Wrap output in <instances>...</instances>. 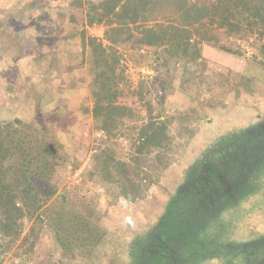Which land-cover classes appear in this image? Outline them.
I'll return each mask as SVG.
<instances>
[{
    "label": "rangeland",
    "instance_id": "obj_1",
    "mask_svg": "<svg viewBox=\"0 0 264 264\" xmlns=\"http://www.w3.org/2000/svg\"><path fill=\"white\" fill-rule=\"evenodd\" d=\"M101 1L0 0V181L40 205L0 264H264V21L163 0L143 26L187 33L147 46L88 27ZM104 84L128 109L114 128L93 117Z\"/></svg>",
    "mask_w": 264,
    "mask_h": 264
},
{
    "label": "trees",
    "instance_id": "obj_2",
    "mask_svg": "<svg viewBox=\"0 0 264 264\" xmlns=\"http://www.w3.org/2000/svg\"><path fill=\"white\" fill-rule=\"evenodd\" d=\"M163 0H102L99 3L87 2L85 23L88 27L102 24L108 27V34L111 31H121L123 28L130 29L135 25L140 34V42L147 46H158L159 44H169L178 37L181 39L187 31L174 25L156 24L151 27L143 26L148 21L150 5ZM196 4H186L180 9L184 14L189 10L198 12V16H193L192 21L199 23L202 21L200 12ZM205 14L203 15V18ZM221 25L229 24L235 28L241 27V31H250L256 28L259 21H264V0H227L224 9L220 12ZM142 24V25H141ZM108 41L114 40L107 37ZM83 44L87 45L85 39ZM94 46V44L90 45ZM96 46V45H95ZM102 46L93 47L95 51L101 50V63L98 61L99 68L106 69L108 72L117 66L116 60L110 62L106 51ZM97 54V53H96ZM104 66H103V65ZM102 65V66H101ZM100 90L94 86L93 97L94 106L92 109L93 117L102 122V126H112L114 128L127 114V107L117 102V96L110 95L108 84H104ZM103 94L101 95V93ZM16 124H19L16 122ZM104 127V128H105ZM157 136H151L150 142L156 143ZM35 192V193H34ZM32 186H9L3 185L0 181V249L4 253V248L9 249L21 237L23 232V219L28 212L37 211L38 194ZM167 218L166 216H163ZM164 218L162 220L164 221Z\"/></svg>",
    "mask_w": 264,
    "mask_h": 264
},
{
    "label": "crops",
    "instance_id": "obj_3",
    "mask_svg": "<svg viewBox=\"0 0 264 264\" xmlns=\"http://www.w3.org/2000/svg\"><path fill=\"white\" fill-rule=\"evenodd\" d=\"M67 6H69V5H67Z\"/></svg>",
    "mask_w": 264,
    "mask_h": 264
}]
</instances>
